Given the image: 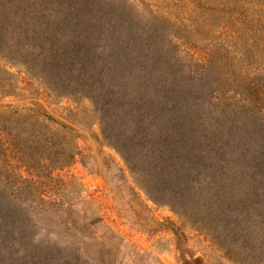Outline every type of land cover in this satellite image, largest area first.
Wrapping results in <instances>:
<instances>
[{
  "label": "trees",
  "instance_id": "16d2710c",
  "mask_svg": "<svg viewBox=\"0 0 264 264\" xmlns=\"http://www.w3.org/2000/svg\"><path fill=\"white\" fill-rule=\"evenodd\" d=\"M55 2L0 0V72L10 74L11 67L21 66L41 74L43 83L63 95L84 96L105 116L110 109L112 118L116 110L118 115L122 112L121 122L113 127L116 141L109 144L123 158L136 187L154 204L181 216L176 205L189 200L190 194L195 201L225 194V200L247 206L243 213L262 212V218L240 229L235 253H224L217 229L209 235L232 264H252L254 257L264 264V0ZM49 6L56 9L47 13ZM62 7H67L64 14ZM127 11L132 15L124 16ZM118 20L139 30L159 31L161 38L153 39L150 51L141 49L148 63L133 75H120L119 47L98 48L80 31L91 22L94 32L112 34ZM131 34L128 38L135 37ZM159 42L172 49L175 62L187 60L183 68L158 62ZM85 45L88 49L81 53ZM117 76L122 84L115 83ZM185 77L198 83L197 92L207 91V103L223 115L259 113L255 120L262 129L261 141L252 138L245 149L234 152L229 147L234 143L231 134L226 138L220 128L214 131L220 125L208 118L212 110L198 101L196 109L190 106L193 91ZM142 94L145 98L135 102ZM135 129L149 140L131 155L132 146L139 149ZM234 129L240 131L236 125ZM210 137L219 138L222 152L206 161L203 143ZM78 138L73 128L40 106L0 108V264L88 263L80 226L62 223L70 212L64 206L67 191L76 190L78 183L60 172L79 154ZM215 182L226 192H210L208 184ZM53 215L62 224H46ZM241 215L240 211L236 217Z\"/></svg>",
  "mask_w": 264,
  "mask_h": 264
},
{
  "label": "rangeland",
  "instance_id": "374dc122",
  "mask_svg": "<svg viewBox=\"0 0 264 264\" xmlns=\"http://www.w3.org/2000/svg\"><path fill=\"white\" fill-rule=\"evenodd\" d=\"M59 1L56 0L54 4H58ZM115 1L119 2V0ZM48 4L50 5L49 2ZM50 8L55 10L56 6L47 7V13L50 12ZM66 8L62 7L60 13L64 14ZM56 15H59V7ZM131 15L132 12L127 11L124 16ZM90 24L92 25L91 22ZM117 24V26L114 25L112 34H104L105 32L101 30L94 32L89 24L80 27V31L87 33L89 38L91 37L90 41L88 40L89 43L98 48L107 47L109 51L110 47L116 46V49L119 47L122 50L119 59L122 60L123 66L120 75H133L138 68L144 70L147 66L145 65L148 63L146 55H143L141 49L146 48L150 51L153 39L156 42L159 39L161 41L159 31L152 32L153 30L147 28L139 30L136 25H125L124 20H118ZM101 26L103 27V24ZM129 33L130 37H132L131 33H134L135 37L128 38ZM136 34L142 36L138 37ZM162 45L160 42L156 44L161 56L158 62L166 67L171 66L173 69L183 68L187 60L181 59L175 62L176 57L172 49ZM87 49L85 45L80 52L84 53ZM149 57L151 59V55ZM27 58L24 57L22 60L27 61ZM10 62L14 63L12 60ZM148 68L151 67L148 66ZM9 73L0 72V108L40 106L54 119L73 128L79 137L77 140L79 154L70 167L60 172L63 178L72 177L78 183L76 190L68 189L67 191L64 206L70 212L62 223L80 226L82 233L80 236H83V240L85 237L87 242L84 245V247L87 245L89 257L87 264H232L225 259L224 253H228L229 249H233L231 253L236 252L233 244L239 238L240 229L262 218V212L248 210L243 213V208L247 206L242 201L234 200L231 203L225 200L223 198L225 194L222 193L226 190L221 187V191L216 182L215 185L208 184V186L210 192L216 190L219 195L222 194L216 197L217 200L201 197L195 201V196L190 194L189 200L185 202L179 200L178 206L176 205L177 210L182 213L181 216L167 206L154 204L143 191L136 187L123 158L109 144L116 141V132L113 127L121 122L122 112L118 115L116 110L115 117L112 118L109 116L113 114L110 109L105 116L100 106L92 105L82 95L68 96L61 94L62 90L59 92L51 89L41 81V74L30 69L26 71L21 66L11 67ZM238 76L244 77V73L240 72ZM120 78L121 76H117L115 83L122 84L119 81ZM185 80L193 91L190 97L193 103L191 102L190 106L196 109L198 101L206 105V109L212 110V116L209 112L208 118L212 123L220 125L214 131L220 128L219 131L223 132L226 138H229L231 134L230 140L234 143L233 147L228 146L234 152L245 149L252 138L261 141L259 132L262 129L255 120V117H259V113L253 112L249 117L250 111L245 110L223 115L217 112L215 107L212 109L209 106L205 99L208 95L207 91L199 93L196 91L198 83L187 77ZM144 98L145 95L142 94L135 99V102ZM190 99L188 97L189 101ZM108 119H111L110 123ZM112 122L111 127H108ZM235 125L240 131H235ZM147 137L143 131L138 132L135 129L133 139L139 149L132 146L131 155L147 144L149 139L144 140ZM220 146L222 147L219 138H208L203 143L204 150L207 151L204 160L212 161L213 158H218L219 153L222 152ZM124 151L125 155L129 156L127 151ZM193 184L195 185V182ZM193 190L196 191L197 188ZM180 202H183L181 206ZM240 211L242 215L238 219L236 215ZM47 219L46 224L51 223L50 227L62 224L58 223L57 215ZM253 226L252 229L255 228V223ZM214 229L218 231L219 240L225 249L224 253L211 242L209 233ZM258 260V257H254L252 264H258Z\"/></svg>",
  "mask_w": 264,
  "mask_h": 264
}]
</instances>
